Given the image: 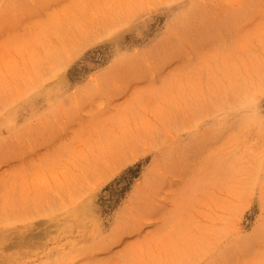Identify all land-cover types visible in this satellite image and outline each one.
<instances>
[{"label": "rangeland", "instance_id": "1", "mask_svg": "<svg viewBox=\"0 0 264 264\" xmlns=\"http://www.w3.org/2000/svg\"><path fill=\"white\" fill-rule=\"evenodd\" d=\"M0 264H264V0H0Z\"/></svg>", "mask_w": 264, "mask_h": 264}]
</instances>
